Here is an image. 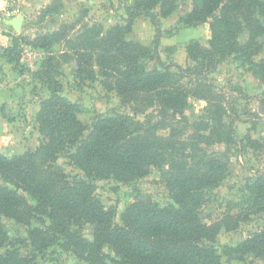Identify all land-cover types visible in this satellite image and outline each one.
Listing matches in <instances>:
<instances>
[{
  "label": "trees",
  "instance_id": "1",
  "mask_svg": "<svg viewBox=\"0 0 264 264\" xmlns=\"http://www.w3.org/2000/svg\"><path fill=\"white\" fill-rule=\"evenodd\" d=\"M187 0H133L128 18L105 33L101 52L90 57L88 44L75 54V77L94 79L97 71L112 78L107 88L123 101H145L161 113L157 125L147 127L135 115H100L87 125L80 103L63 95V84L52 77L54 57H46L35 78L48 87L35 116L39 144L21 154L0 151V264H39V257L58 245L85 264H223V257L244 262L254 255L264 264V230L236 245L217 247L220 233L235 231L254 215L264 213V173L245 188V195L225 204L219 219L207 223L202 211L210 192L228 172L227 161L215 147L233 149L232 126L223 121L221 105L210 117L189 119L185 111L192 96L208 99L198 83L188 88L169 68L149 67L154 47L128 40L136 17L148 16L159 26ZM192 8L177 25L210 24L208 46L192 42L189 67L215 69L231 55L248 66L264 83V0H191ZM248 38L241 42V34ZM92 31H88L91 33ZM51 35H38L32 45L48 50ZM14 49L4 50L14 63ZM201 86V87H200ZM264 103V99H263ZM206 119V120H203ZM159 125V126H158ZM168 131L166 136L157 130ZM189 130L193 134L185 135ZM258 148L264 144L248 138ZM64 157L78 173L59 163ZM167 165L165 185L170 201L138 196L117 221V206L106 205L96 192L97 181L132 184L147 177L151 168ZM29 228L28 236H11L5 220ZM92 238L86 236L87 226ZM108 247L114 253L104 251Z\"/></svg>",
  "mask_w": 264,
  "mask_h": 264
},
{
  "label": "rangeland",
  "instance_id": "2",
  "mask_svg": "<svg viewBox=\"0 0 264 264\" xmlns=\"http://www.w3.org/2000/svg\"><path fill=\"white\" fill-rule=\"evenodd\" d=\"M9 0L11 7L16 9V17H23V25L17 30L13 25L4 30L8 33L9 44L3 45L14 49L12 57L15 62H8L6 53L0 55V63H9L16 74L19 92L15 95L16 109L4 113L6 121L15 120L10 125L26 143L28 147L39 144V132L36 128V109L42 98L48 95V87L36 79L37 71L43 68L46 57H54L55 69L52 77H56L63 84V95L72 102L81 105V120L87 125L100 115L117 116L120 114L135 115L139 122L157 125L162 118L159 109L150 107L145 101H123L115 91L106 87L112 78L103 77L94 63L91 69L97 71L94 79L81 81L75 77L76 53L82 44H88L90 57L101 52L100 45L106 31L117 23L124 24L128 18L127 6L133 0ZM192 8V1H182L176 14L169 18H161L159 26L155 25L148 16L135 18L132 30L127 34L128 40H134L145 46L154 47L157 56L149 60V67L169 68L181 76V81L188 88L195 89L200 83L202 89L208 92V99L192 96L189 108L185 114L189 119L210 117L208 111H213L216 105L223 107V121L232 126L236 138V145L232 149L215 147L223 154L227 161L228 172L223 183L212 190L205 204L202 216L210 223L220 218L226 202L237 201L244 197L245 188L249 182L264 173V147L258 148L248 143V138L255 139L264 144V83L254 77L248 66L243 65L233 55L227 57L215 69H197L198 73L190 72L189 67L197 64L188 58L187 48L192 42H200L208 46L210 38V24H194L192 26L177 25L181 16ZM15 17V18H16ZM88 31H92L88 33ZM51 35L52 47L48 50L34 47L32 40L38 35ZM248 38V32L241 34V42ZM101 43V44H100ZM75 56V57H74ZM264 56L263 51L255 60ZM8 65V64H7ZM3 67V65H2ZM7 72L0 71V87L4 85ZM19 78V79H18ZM106 83V85H105ZM201 87V86H200ZM38 109V110H39ZM1 114V111H0ZM2 115V114H1ZM206 120V119H203ZM159 126V125H158ZM158 134L166 136L168 131L158 128ZM189 130L185 135L193 134ZM11 141L0 140V151L14 154L10 150L15 144ZM18 143V142H17ZM25 150V151H26ZM24 151V152H25ZM23 152V153H24ZM62 164L69 173L79 171L69 164V161L60 157ZM167 165L161 168H151L150 174L132 184H121L114 180L97 181L96 192L106 205L117 206V221L125 209L131 205L138 196L151 197L160 204L170 201L169 190L165 185ZM2 181L0 180V184ZM6 229L11 236H28L29 228L17 224L13 220H5ZM264 230V213L254 215L249 221L243 223L235 231L223 230L218 236L217 247L236 245L250 235ZM91 228L88 225L85 233L92 238ZM104 251L114 255L108 247ZM39 264H85L72 252L65 251L58 245L52 246L38 259ZM247 264H262L260 258L250 256ZM223 264H245L244 262L229 260L223 257Z\"/></svg>",
  "mask_w": 264,
  "mask_h": 264
},
{
  "label": "crops",
  "instance_id": "3",
  "mask_svg": "<svg viewBox=\"0 0 264 264\" xmlns=\"http://www.w3.org/2000/svg\"><path fill=\"white\" fill-rule=\"evenodd\" d=\"M16 1L21 3V5L23 2H25L23 0ZM15 11V7H11L9 0H0V55L4 52L2 46H7L9 44L10 39L8 33H5L4 30L10 29V27H12L11 20L16 17ZM0 71L3 73L7 72V78L4 81V85L0 87V111L2 114H0V140L2 139V142L4 141V143L6 141H11L8 142L7 145L12 144L13 142L15 145L12 146V148L9 147V149L13 150V153L21 154L26 150V143H24L23 139L17 134L15 130L14 132L11 131L10 125L16 123L15 120H10V122L6 121V116L4 115V113L10 111L11 109H16L17 102H15L13 98L19 92L17 88L18 86L13 84L17 79L16 74L12 67L9 66V63H0ZM38 109L39 106L35 113H37Z\"/></svg>",
  "mask_w": 264,
  "mask_h": 264
},
{
  "label": "water",
  "instance_id": "4",
  "mask_svg": "<svg viewBox=\"0 0 264 264\" xmlns=\"http://www.w3.org/2000/svg\"><path fill=\"white\" fill-rule=\"evenodd\" d=\"M11 24L17 29L20 30L23 25V17H16L11 20Z\"/></svg>",
  "mask_w": 264,
  "mask_h": 264
}]
</instances>
